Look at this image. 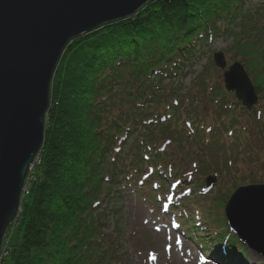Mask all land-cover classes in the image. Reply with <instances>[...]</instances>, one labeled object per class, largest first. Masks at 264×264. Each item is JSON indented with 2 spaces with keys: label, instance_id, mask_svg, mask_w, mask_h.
<instances>
[{
  "label": "trees",
  "instance_id": "trees-1",
  "mask_svg": "<svg viewBox=\"0 0 264 264\" xmlns=\"http://www.w3.org/2000/svg\"><path fill=\"white\" fill-rule=\"evenodd\" d=\"M242 2L151 0L135 17L98 27L110 26L106 35L94 30L66 45L51 81L40 161L18 218L4 237L1 264L128 262L119 222H114L116 233L108 232L102 204L111 193L120 195L115 189L119 178L136 182L143 161L153 166L150 174L155 178L166 167L176 174L175 153L165 150L160 162L164 153L158 149L165 140L172 142L177 131L173 127L185 110L182 97L172 99L179 93L171 85L192 63L197 35L204 38L208 28L229 30L239 13L245 14ZM142 12L149 13L142 17ZM158 20L166 25L157 27ZM241 22L233 51L264 76V24L251 38L250 25ZM243 32L250 38L241 42ZM143 186L148 189L145 196L154 200L153 189L146 182ZM237 243L242 246L233 234L228 236L222 260L243 255L235 251Z\"/></svg>",
  "mask_w": 264,
  "mask_h": 264
},
{
  "label": "rangeland",
  "instance_id": "rangeland-1",
  "mask_svg": "<svg viewBox=\"0 0 264 264\" xmlns=\"http://www.w3.org/2000/svg\"><path fill=\"white\" fill-rule=\"evenodd\" d=\"M240 10L245 14L239 13L240 20L238 15L234 21L236 23L242 21L241 24L247 21V25L251 27V38H256L254 34L258 32L255 30L258 31V27L264 24V0H243ZM253 11L256 12L255 16L254 13L251 14ZM137 13L133 16L135 17ZM146 13L149 12H142L141 16ZM238 23L230 24L228 33L219 32L213 35L210 41L200 42L195 48L192 63L185 68L178 81L174 80L176 85L174 83L171 85V88L179 93L172 99L182 97L185 110L181 109L178 125H173V129L176 128L177 131H173L172 142L166 143L167 146L164 147L167 153H175L180 176L168 179V173L158 171L164 180L155 181L154 185L160 187L153 192V195L156 194V200L153 202L145 196L147 186L119 178V185L115 189L120 190V195L116 197L111 193L108 200L102 204L108 216L106 221L109 231L113 232V221L119 222L120 241L129 252V260L126 264H215L204 259L195 244L204 239L209 242L207 245L210 249L223 244L224 237L227 238L226 233L232 234L228 227L226 228L222 216L223 207H220L221 204L223 205L224 196H229L228 194L237 185L264 182V99L259 98L257 103L247 110L233 92L223 90V71L212 63L213 55L219 51L223 53L227 61L226 65H231L234 60L240 59L238 51H233L235 37L238 35L236 33L240 30ZM156 25L158 27L166 23L163 24L158 20ZM110 30L108 26L97 28L95 32H104L103 34L106 35ZM239 35L243 38L239 40L241 42L250 38L247 32ZM98 37L94 35V39ZM262 45L264 48V42ZM243 67L261 97L264 90V84L261 85L262 81L264 83L263 71L259 67L252 70L250 68L252 66L244 62ZM186 120L190 125L185 124ZM202 124L203 128L200 127ZM206 126H210L211 130L208 131L210 127L206 128ZM153 133L156 134L158 131ZM146 153L149 154L147 150ZM165 154L166 151L160 162L165 161ZM148 164L147 161L142 162L143 173L148 171ZM183 175L188 177L185 178L186 176ZM212 175L215 180L209 191L203 194V191L196 187V179L201 180V186L205 188L203 180L206 176L212 177ZM179 177L183 178L182 185L179 182L178 186L184 192L181 198L186 197L182 206L178 205L179 200H172L173 196L171 197L172 193L177 196L178 192L169 191L171 186L168 188V184ZM32 179V174L27 176V181ZM165 180L168 181L165 183ZM148 182L150 184L151 181ZM25 187L28 193L30 184L23 185L21 196ZM188 188L191 191H187ZM191 194L197 196L193 202H190ZM217 195V200L212 205L215 214H212L206 199ZM195 204L198 206L196 209L203 210L205 217L202 216L203 213L199 217L198 212L193 210ZM165 207L168 208L166 211H164ZM183 218V221L196 223H187L182 229L180 222ZM190 224L192 230H189ZM186 231H188L187 236ZM14 238L15 234H13ZM225 244H228V240ZM236 245L235 251L238 254L243 252V255L238 258L232 255L230 264H264L262 254L252 251L247 246L238 243Z\"/></svg>",
  "mask_w": 264,
  "mask_h": 264
},
{
  "label": "water",
  "instance_id": "water-1",
  "mask_svg": "<svg viewBox=\"0 0 264 264\" xmlns=\"http://www.w3.org/2000/svg\"><path fill=\"white\" fill-rule=\"evenodd\" d=\"M151 0H0V254L23 185L44 141L54 71L73 38L133 16ZM214 63L225 67L222 52ZM242 104L256 103L242 64L223 72ZM214 177L205 179L206 185ZM231 229L264 256V183L239 186L224 205Z\"/></svg>",
  "mask_w": 264,
  "mask_h": 264
}]
</instances>
